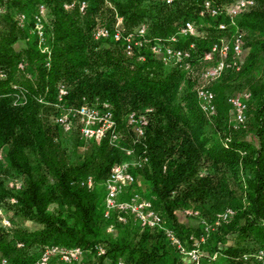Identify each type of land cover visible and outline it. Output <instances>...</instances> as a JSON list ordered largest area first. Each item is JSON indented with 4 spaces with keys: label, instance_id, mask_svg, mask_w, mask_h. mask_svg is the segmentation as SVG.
Here are the masks:
<instances>
[{
    "label": "trees",
    "instance_id": "1",
    "mask_svg": "<svg viewBox=\"0 0 264 264\" xmlns=\"http://www.w3.org/2000/svg\"><path fill=\"white\" fill-rule=\"evenodd\" d=\"M202 1L0 0V208L8 221L3 225L0 217V264H34L50 245L78 246L82 253L71 262L51 256L48 264H187L165 234L148 233L130 214L124 221L115 210L102 214L110 168L134 156L124 148L137 153L142 144L147 161L130 168L133 181L119 200L132 193L148 200L180 243L193 229L194 243L208 253L197 255L196 264H264V0L235 17L248 52L239 69L226 71L223 87L230 95L250 93L236 129L222 124L211 88L212 119L179 85L188 71L164 64L148 48L191 21L195 35L175 46L192 42V67L199 62L222 34L216 25L233 0H211L221 11L216 16L199 14ZM67 3L72 6L64 8ZM39 5L48 57L33 32ZM117 16L122 35L143 25L148 43L127 54L122 39L93 37L97 26L112 29ZM58 85L66 90L60 101ZM84 101L107 103L118 132L114 143L85 140L74 126L65 131L56 121L63 108ZM130 112L147 119L142 143L126 123ZM9 181L20 185L9 187ZM228 208L231 214L215 224ZM185 209L192 211L186 214L194 218L191 229L178 221Z\"/></svg>",
    "mask_w": 264,
    "mask_h": 264
},
{
    "label": "built area",
    "instance_id": "2",
    "mask_svg": "<svg viewBox=\"0 0 264 264\" xmlns=\"http://www.w3.org/2000/svg\"><path fill=\"white\" fill-rule=\"evenodd\" d=\"M169 2L170 0H165ZM253 0H233L223 10L225 20L217 23V29L222 34L227 29H235V32L228 35L225 39L220 34L204 51L200 60L212 62L211 66L204 69L201 76L204 80L214 78L219 75L230 64L232 58L239 56L241 52V33L238 31V27L235 21V17L238 13L249 6H251ZM64 8L72 6V3L63 5ZM78 10L82 11L84 8V1H79ZM220 9L211 3V0H203L199 14H208L210 16H216L220 13ZM44 14V8L39 5L37 13L34 15L33 32L37 37V44L42 53L49 56V49L44 42L42 21L41 18ZM23 14H18V21L22 23ZM120 17L117 16L113 24L112 29L100 25L93 29L92 35L94 38H106L111 37L113 40L122 39L124 41V50L127 54L132 51L133 46H142L148 43V39L144 36V26L140 25L136 30L130 33L122 35L120 31ZM195 35V28L191 21H184L180 24L175 33L168 35L164 38H155L153 42L148 44V48L152 54L158 57L164 64L176 65L185 71H190L192 68V55L193 43L188 42L185 47H178L175 44L180 37H188ZM237 58V57H236ZM231 62V63H230ZM48 62H45L47 65ZM18 67L22 65L19 63ZM3 73L0 70V76ZM66 90L63 85L57 87V101H60ZM250 93L248 91H240L236 94L230 95L227 98V103L230 106L232 112L231 127L233 129L241 126L245 120L246 102ZM195 97L198 106L202 113L208 117L215 112V106L213 102V93L205 86H199L195 91ZM56 105H58L56 103ZM56 121L59 122L63 130L67 131L74 126L79 136L85 140H99L107 138L109 143H114L117 140L118 132L116 128V122L112 116L111 111L108 108L106 102L100 104L92 102H82L77 106H68L63 108L61 113L56 117ZM127 125L132 129L135 141L142 143L140 139L144 136V128L147 124V119L142 113L130 112L126 117ZM140 138V139H139ZM127 155H133L129 162L123 161L114 164L107 176L104 179V197H103V216L108 217L111 211H116V219L118 221H124L125 214H130L133 219L139 224L140 227L155 228L161 225V217L152 208L150 202L140 196L138 193H132L127 199L119 200V195L124 191V188L131 184L133 181V175L130 172V168L141 167L146 161L144 144L140 152L135 153L133 147L124 148ZM2 158V151L0 149V159ZM86 186H90V179L87 178ZM9 187L18 188L19 182L9 181L7 183ZM184 214H191L190 209H185ZM231 214V210L226 209L218 215L215 224L220 220H225ZM1 223L8 225V221L2 215L0 208ZM110 229V227H108ZM164 234L171 244L175 245L179 251H183L180 241L174 235L170 229H165ZM98 253L102 252L100 247L97 248ZM82 250L78 246L73 247H60L57 245H50L45 247L40 253L38 259L34 264H48L51 256H56L63 262H71L77 260L81 255ZM189 261L187 264H196L197 253L196 249L192 248L187 251ZM4 264V261H1ZM116 264H121L117 262Z\"/></svg>",
    "mask_w": 264,
    "mask_h": 264
},
{
    "label": "rangeland",
    "instance_id": "3",
    "mask_svg": "<svg viewBox=\"0 0 264 264\" xmlns=\"http://www.w3.org/2000/svg\"><path fill=\"white\" fill-rule=\"evenodd\" d=\"M235 32V29H227L223 34H222V38H226L228 35L232 34ZM240 33L243 31H239ZM248 52V46H241V52L239 54V56H236L234 58H232L231 62L234 63L230 64L228 67H226L219 75H217L214 78H210L208 80H204L201 76L202 72L204 71V69H207L211 66L212 62H208V61H202L199 60V62H197L190 71L186 72L184 74L183 77H181V79H179L178 83L181 87H187L188 90L191 92V95L194 97L195 95V91L199 86H205L208 89L211 88L214 92H215V96L217 97L216 102H217V110H220V118L222 120V124L228 126L229 122L231 123V111L229 106L226 104V99L228 98V96L230 95V91L228 89H225V87H223V84L226 83V81H229V77L226 74V71L228 70H237L240 67V64L242 63L246 53ZM230 62V63H231ZM184 78L186 80H184ZM230 82H232L230 80ZM214 85H217L218 87V92L216 93V91L214 90ZM215 115V112L208 116V118L212 119V117ZM218 115V112L216 113V116ZM131 160V158L123 160V161H127L129 162ZM138 189L140 191H142L143 193L146 192V189L144 188V186L142 185V183L140 185H138ZM142 189V190H141ZM229 209V208H228ZM178 216V221L181 224H187L190 226L194 225L192 222H194V218H191L190 216H186V214H184L183 212H179L177 214ZM195 226V225H194ZM193 227V226H192ZM188 229H191L188 228ZM141 230V229H140ZM148 233H154L156 234V236L158 238L162 237V234H164V230L165 228H163V226H158L155 228H149L147 229ZM193 230V229H192ZM192 230H190L192 233H194ZM190 234V236L186 239V241H192L191 245L189 242H186L185 240H183V243H180V245L183 248V251H178L182 257V261L183 263L188 262L189 261V256L187 255V249H189V247L194 248L198 251H196L197 255L201 254V252H203L205 255L208 254L206 251H201V249H199V247L194 243V239H195V235L194 234Z\"/></svg>",
    "mask_w": 264,
    "mask_h": 264
}]
</instances>
